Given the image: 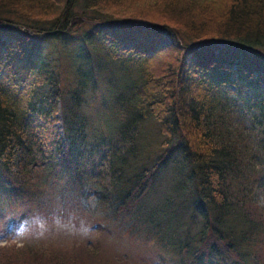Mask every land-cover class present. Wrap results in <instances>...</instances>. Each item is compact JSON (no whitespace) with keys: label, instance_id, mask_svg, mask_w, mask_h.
Segmentation results:
<instances>
[{"label":"trees","instance_id":"obj_1","mask_svg":"<svg viewBox=\"0 0 264 264\" xmlns=\"http://www.w3.org/2000/svg\"><path fill=\"white\" fill-rule=\"evenodd\" d=\"M144 2L157 17L0 0V236L86 191L101 202L90 239L7 236L0 264H160L169 248L174 264H264V0ZM68 42V79L46 75ZM91 98L114 117L105 128Z\"/></svg>","mask_w":264,"mask_h":264},{"label":"clouds","instance_id":"obj_2","mask_svg":"<svg viewBox=\"0 0 264 264\" xmlns=\"http://www.w3.org/2000/svg\"><path fill=\"white\" fill-rule=\"evenodd\" d=\"M101 214V202L94 194L83 197L75 208L55 206L47 213L36 212L15 224L0 241L12 236L18 246L25 241L47 239L53 234L90 239L95 230L94 218Z\"/></svg>","mask_w":264,"mask_h":264},{"label":"rangeland","instance_id":"obj_3","mask_svg":"<svg viewBox=\"0 0 264 264\" xmlns=\"http://www.w3.org/2000/svg\"><path fill=\"white\" fill-rule=\"evenodd\" d=\"M108 1L112 2L114 5L117 4V3L121 4V5H127V6L132 5L133 8H130V9L133 12L129 13L127 15H139V14H141L142 17H143V15H144V17L146 15H149V16H152V17H154V16L157 17L156 14L154 15V14H152V12L159 14V12H157L156 10H154V9L152 10L148 6L145 7L146 4H145L144 0L143 1H140V0H137V1L136 0H123L124 2L121 1V0H119L117 2H114V0H108ZM132 1L139 3L140 7H137V5L134 2H132ZM54 7H55V11H54ZM59 7H60V4L58 3V1H55V3H53V5L50 7L49 11L46 14H43V15H45V16H53V15H55V13L59 9ZM107 10L114 11L113 8H111V7H109ZM137 11H140V12L138 13ZM147 11H150V12L147 13ZM170 40L171 39H167L165 37L164 41H163V45L173 44V42H170ZM71 46H72V44L70 42L63 43L60 46L58 44L51 45V47H52L51 48V52H49L46 55V59L49 58L51 66H50L48 72L46 73V75L51 74V72H53V73L62 72L63 79L64 80L68 79V70L70 72V68L69 67L71 66L70 64L72 62L71 57H70V54L72 52ZM90 46L93 48L94 47V43H91ZM49 48H50V46H49ZM90 53H94V51H90ZM52 57H53V59L55 61V66H54V62H53ZM100 61H101L102 64H107L108 67H109V61L106 60V58L100 59ZM34 65L35 64L33 63L31 66H34ZM97 75H102V74L97 73ZM117 75H119V73H117ZM78 79L79 78L77 77V82H78ZM88 104H89V107H88V110H86L87 114L90 117L91 121H93V123L97 126L98 130H99L100 127L105 128L107 126V124H109L111 122V120H113L114 117L111 115L110 111L107 110V108H108L107 105L104 104V107L106 109L105 112H104L103 109L101 108V106L99 105V102L97 100L91 98L90 99V103L87 100L85 102V104H84V107H86ZM241 113L246 116V119H247L245 121L246 125H247L248 129H250V131L252 132L255 128L252 125L250 118L248 117L249 111H248L247 107H244V109L241 110ZM55 118L57 120L56 123H55V127L56 128H58V127L60 128V115H59V113L57 111H56V114H55ZM145 128L148 129L147 138L153 137L154 133H155L154 127L149 125V126H147ZM101 141L103 142V140H101ZM85 186H90L91 188L97 190L95 187L92 186V184L90 182L86 183ZM168 186H169V181L168 182L167 181L164 182L163 188L168 189ZM86 192H87V194H89L88 191H86ZM260 192H261V190H260ZM257 198H258L260 203H261V201H263V195L262 194H259ZM181 221H182L183 224H185V222L182 219H181ZM11 239H13V237ZM169 250H170V248H169ZM169 250L165 249L164 250L165 257H163L162 260H160V261L158 259V262L160 264H174L175 263V261L172 260V254H171V252Z\"/></svg>","mask_w":264,"mask_h":264},{"label":"bare ground","instance_id":"obj_4","mask_svg":"<svg viewBox=\"0 0 264 264\" xmlns=\"http://www.w3.org/2000/svg\"><path fill=\"white\" fill-rule=\"evenodd\" d=\"M213 64H214V63H213ZM196 71H197V70H196ZM198 75H199V74H198ZM176 95H177V94H176ZM190 110H191V109H190ZM188 112H189V111H188ZM162 114H163V113H162ZM189 114H190V113H189ZM193 114H194V113H193ZM167 116H168V115H167ZM160 117H161V116H160ZM169 131H170V130H169ZM166 132H168V131H166ZM81 137H82V136H81ZM128 152H129V151H128ZM117 156H118V155H117ZM123 156H124V154H123ZM123 156H122V157H123ZM127 156H128V155H127ZM131 156H132V153H131ZM119 157H120V156H119ZM122 157H121V158H122ZM128 157H129V156H128ZM119 159H120V158H119ZM125 159H126V158L124 157V160H125ZM129 160H130V159L128 158L126 161H129ZM114 161H115V160H114ZM119 161H120V160H119ZM120 162H121V161H120ZM120 162H119V163H120ZM119 163H118V164H119ZM128 163H129V162H128ZM128 163H127V164H128ZM125 164H126V163H125ZM122 166H124V165H122ZM122 166H120V167H122ZM116 167H117V166H116ZM118 168H119V167H117V169H118ZM122 168H123V167H122ZM122 168H121V169H122ZM128 168H129V167H128ZM126 169H127V168H126ZM123 170H124V169H123ZM123 170H122V171H123ZM128 170H129V169H128ZM118 171H119V169H118ZM119 172H120V174H121V171H119ZM117 173H118V172H117ZM118 174H119V173H118ZM133 179H134V178H133ZM132 181H133V180H132ZM133 182H134V181H133ZM138 192H139V191H138ZM138 192H137V193H138ZM137 193H136V194H137ZM139 197H140V196H139ZM139 197H138V198H139ZM163 199H164V198H163Z\"/></svg>","mask_w":264,"mask_h":264}]
</instances>
